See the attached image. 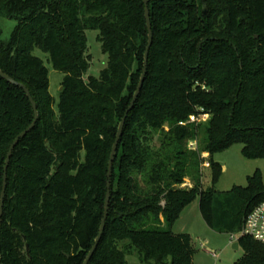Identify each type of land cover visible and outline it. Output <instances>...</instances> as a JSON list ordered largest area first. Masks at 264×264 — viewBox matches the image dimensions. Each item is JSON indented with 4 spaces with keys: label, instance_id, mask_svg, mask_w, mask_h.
I'll use <instances>...</instances> for the list:
<instances>
[{
    "label": "trees",
    "instance_id": "16d2710c",
    "mask_svg": "<svg viewBox=\"0 0 264 264\" xmlns=\"http://www.w3.org/2000/svg\"><path fill=\"white\" fill-rule=\"evenodd\" d=\"M149 9L148 74L126 120L90 264H127L134 251L141 264H194L191 237L172 229L197 195L206 225L225 235L240 234L264 202L261 170L246 187L220 192L223 168L213 160L239 142L245 159H264V0H149ZM1 18L17 27L8 44L0 27V70L30 91L39 113L8 169L1 261L83 264L104 218L111 151L143 73L144 0H0ZM94 30L108 64L86 77ZM37 49L65 74L57 110ZM203 115L207 122H190ZM33 121L25 91L0 77V200L10 146ZM193 140L201 150L189 148ZM203 153L212 171L206 189ZM239 244L246 255L235 264H264V245L246 235Z\"/></svg>",
    "mask_w": 264,
    "mask_h": 264
},
{
    "label": "rangeland",
    "instance_id": "374dc122",
    "mask_svg": "<svg viewBox=\"0 0 264 264\" xmlns=\"http://www.w3.org/2000/svg\"><path fill=\"white\" fill-rule=\"evenodd\" d=\"M0 27L2 29L1 41L4 44H8L16 30L17 22L1 18ZM98 36L99 31L87 32L88 52L91 55V63L86 77L99 76L108 64V56L103 52ZM34 56L40 58L49 69L50 94L55 100V109L57 110L62 89L61 84L65 78V74L53 68L49 55L43 51L35 50ZM208 119L203 120L200 118V121H193L191 119L190 122L204 123ZM189 148L194 151L201 150L200 140L190 141ZM243 148V143L239 142L213 156L214 162L221 164L223 168L222 176L216 185L217 191L227 192L235 186L246 187L248 185V178L253 176L257 170H261L264 182V159H245L242 153ZM203 154L205 155L203 156V165L201 167V179L203 188L206 189L212 185V171L210 168V155ZM187 182H189V185L192 184L190 180H186L185 184ZM172 230L175 235L186 234L191 237L195 249L194 264H235L246 255L242 249L239 251L232 249L229 235L217 234L206 225L200 212L199 195L180 213ZM126 262L127 264H141L136 251L126 258Z\"/></svg>",
    "mask_w": 264,
    "mask_h": 264
},
{
    "label": "water",
    "instance_id": "95a60500",
    "mask_svg": "<svg viewBox=\"0 0 264 264\" xmlns=\"http://www.w3.org/2000/svg\"><path fill=\"white\" fill-rule=\"evenodd\" d=\"M144 4H145V19H146V23H147V28H148V46L146 48L145 51V56H144V68H143V73L141 75V79L139 81L137 90L135 92V95L133 97V100L129 106V108L126 111V114L124 116V118L122 119L119 129H118V133H117V137L115 140V143L113 145L112 151H111V155H110V160H109V165H108V181H107V194H106V199H105V208H104V218L102 220V224H101V228H100V232L99 235L91 249V251L89 252L87 258L85 259L83 264H90L94 254L96 253L98 246L103 238L105 229H106V224H107V219L109 217V211H110V201H111V188H112V176H113V171H114V162L116 160L117 157V152H118V147L121 141V138L123 136L124 133V128H125V124H126V120L130 114V112L134 109L144 86L147 74H148V62H149V55H150V51L153 45V41H154V34L152 31V23H151V14H150V9H149V0H144ZM205 13V10H204ZM0 77L2 79H4L5 81H7L8 83L21 87L27 97L29 98L32 107H33V111H34V121L32 122V124L25 130L23 131L12 143V145L10 146L9 152H8V156H7V160L5 163V167H4V178H3V189H2V195H1V200H0V227L2 224V218L4 216V206H5V200H6V192H7V187H8V169L11 163V159L13 157V153L14 150L16 149V147L18 146V144L30 133L32 132L38 121H39V113H38V107L37 104L35 103L30 91L22 84L16 82L14 79H12L9 75L5 74L3 71L0 70ZM62 90V89H61ZM232 249L235 251H239L240 250V244L239 241H237L236 243H234V245L232 246ZM0 264H2L1 261V257H0Z\"/></svg>",
    "mask_w": 264,
    "mask_h": 264
},
{
    "label": "built area",
    "instance_id": "2783aa9c",
    "mask_svg": "<svg viewBox=\"0 0 264 264\" xmlns=\"http://www.w3.org/2000/svg\"><path fill=\"white\" fill-rule=\"evenodd\" d=\"M200 118L207 120L208 115L200 116L199 118L192 117L193 121H200ZM183 125V123H182ZM252 237L256 242L264 245V202L256 206L253 211L247 216L244 227L240 234L229 235L230 244L233 245L239 241L241 236Z\"/></svg>",
    "mask_w": 264,
    "mask_h": 264
},
{
    "label": "crops",
    "instance_id": "0c3cea01",
    "mask_svg": "<svg viewBox=\"0 0 264 264\" xmlns=\"http://www.w3.org/2000/svg\"><path fill=\"white\" fill-rule=\"evenodd\" d=\"M190 181H191V180H190ZM191 182H192V181H191ZM192 184H193V183H192ZM192 184L189 185V182H187V183L184 185V187H190V188H191V187H193ZM233 245H234V244H233ZM233 245H232V246H233Z\"/></svg>",
    "mask_w": 264,
    "mask_h": 264
}]
</instances>
